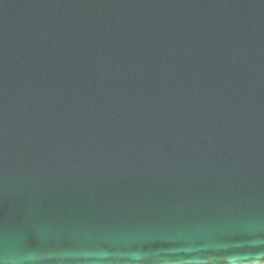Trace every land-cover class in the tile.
Instances as JSON below:
<instances>
[{
    "label": "water",
    "instance_id": "95a60500",
    "mask_svg": "<svg viewBox=\"0 0 264 264\" xmlns=\"http://www.w3.org/2000/svg\"><path fill=\"white\" fill-rule=\"evenodd\" d=\"M0 264H264V0H0Z\"/></svg>",
    "mask_w": 264,
    "mask_h": 264
}]
</instances>
